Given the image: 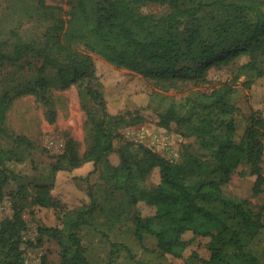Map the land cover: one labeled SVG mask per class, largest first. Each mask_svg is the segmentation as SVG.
<instances>
[{
  "label": "trees",
  "instance_id": "trees-1",
  "mask_svg": "<svg viewBox=\"0 0 264 264\" xmlns=\"http://www.w3.org/2000/svg\"><path fill=\"white\" fill-rule=\"evenodd\" d=\"M68 3L71 9L65 11L59 5L40 0L45 14L53 17L46 40L39 46L21 40L8 45L0 40V67L19 63L27 55L40 59L41 64L35 67L40 88L46 82L44 73L48 67L55 68L66 84L79 77H92L91 54L74 46V41H80L85 49L117 66L162 80L202 73L212 64H225L241 56L247 60L240 64L236 77L248 70H254L257 76L264 74V67L259 64L264 65V0H69ZM153 4L166 8L159 13L144 10ZM252 83L253 78H248L243 85L250 87ZM234 91L233 84L224 81L209 93H201L204 110L218 117L217 126L224 135L212 133L211 121L206 116L200 118L206 125L190 127L189 132L203 140L206 134L213 137L217 163L210 174L218 173L221 177L192 182L190 172L180 164L145 147L134 150L125 146L119 150V162L110 164L108 155L114 151L119 122L109 117L102 93L87 87L86 94L101 109L100 116L92 119V142L79 154L74 141L68 139L64 153L53 165L57 172L92 163V169L84 177H78L86 184L83 197L78 201L60 197L52 191L54 182L21 185L16 193L30 197L39 206L55 209L57 224L39 227L38 233L57 242L60 248L57 264H91L79 231L98 207L89 175L100 164L104 165L100 177L124 192L131 204L144 201L152 207L147 215L135 214L134 234L138 240L148 233L156 238L159 252L182 257L191 241L201 235L208 238L209 250L208 258L200 259L203 264H264V248L259 253L249 247L264 226V204L255 211L248 199L226 195L222 189L233 168L244 161L249 163L251 173L257 175L254 192H259L264 181L261 169L264 118L253 111L250 123L235 142L231 102ZM10 99L0 95L2 134L8 132L5 117ZM180 105L171 103L160 114L159 125L190 123L191 117L180 112ZM16 139L29 144L24 135H17ZM12 155V150L0 147V200L4 196L3 186L19 178L18 173L6 166ZM154 167L159 168L160 181L147 186L142 181ZM26 228L21 207L13 203L11 217L0 221V264H24L22 244L41 243L40 239L35 244L26 242L22 235ZM40 264H47L44 257Z\"/></svg>",
  "mask_w": 264,
  "mask_h": 264
},
{
  "label": "rangeland",
  "instance_id": "rangeland-1",
  "mask_svg": "<svg viewBox=\"0 0 264 264\" xmlns=\"http://www.w3.org/2000/svg\"><path fill=\"white\" fill-rule=\"evenodd\" d=\"M68 1L44 0V3L59 5L69 11ZM165 8L164 5L153 4L144 10L159 13ZM52 22L53 17L45 14L40 0H0V40L8 45L21 40L39 46L46 40V31ZM74 46L91 54L94 64L92 77H79L66 84L55 68L48 67L44 73L46 82L40 88L35 69L41 64L40 59L27 55L19 63H5L0 67V95L11 98L5 117L8 132L0 133V147L13 151L11 159L6 160V166L19 175L18 180H11L3 186L0 221L11 217L13 203L21 207L27 222V228L22 232L23 239L33 244L38 239L41 241L38 245L22 244L24 258L33 264H40L43 257L47 264L59 262L57 242L38 233L39 227L55 226L58 220L53 207L39 206L30 197L16 193L21 185L54 182L52 191L60 197L70 201L83 197L86 184L78 177H84L92 169V163L85 162L76 169L57 172H54L53 165L64 153L68 139L74 141L79 154L92 142V119L100 116L101 109L86 94L87 87L102 93L109 117L119 122L118 135L113 142L114 151L108 155L110 164L119 162V150L125 146L134 150L145 147L180 164L190 172L192 182L221 177L218 173L210 174L217 163L213 156L216 146L213 137L206 134L203 140L189 132L190 127L206 125L207 122L200 121L206 116L211 121L212 133L224 135L217 126L218 117L204 110L201 93H209L224 81L233 84L235 91L231 102L235 142L239 141L250 123L253 111L260 112L264 118V74L257 76L254 70H248L236 77L240 64L247 60L245 56L225 64H212L202 73L162 80L117 66L98 53L85 49L80 41H74ZM248 78H253V83L245 87L243 82ZM171 103L181 104L180 112L191 117L190 123L178 125L171 122L168 127L159 125L160 114ZM17 135L27 137L29 144L17 140ZM262 140L264 142V133ZM103 168L104 165L100 164L89 175L98 207L91 214L89 223L79 231L91 264H203L200 259L209 256L208 238L205 236H196L182 257L159 252L156 238L148 233L138 240L134 234L135 214L147 215L152 207L144 201L131 204L124 192L114 189L100 177ZM256 180L257 175L251 173L249 163L244 161L233 168L222 189L226 195L248 199L250 206L258 211L264 204V181L259 192H254ZM159 181V168L154 167L142 183L153 186ZM249 247L261 253L264 226Z\"/></svg>",
  "mask_w": 264,
  "mask_h": 264
},
{
  "label": "built area",
  "instance_id": "built-area-1",
  "mask_svg": "<svg viewBox=\"0 0 264 264\" xmlns=\"http://www.w3.org/2000/svg\"><path fill=\"white\" fill-rule=\"evenodd\" d=\"M261 169H262V174L264 175V148H263V155L261 159ZM24 264H33V263L25 259Z\"/></svg>",
  "mask_w": 264,
  "mask_h": 264
}]
</instances>
